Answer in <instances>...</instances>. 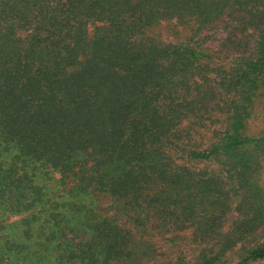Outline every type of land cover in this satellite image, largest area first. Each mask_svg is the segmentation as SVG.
Wrapping results in <instances>:
<instances>
[{
	"label": "trees",
	"instance_id": "trees-1",
	"mask_svg": "<svg viewBox=\"0 0 264 264\" xmlns=\"http://www.w3.org/2000/svg\"><path fill=\"white\" fill-rule=\"evenodd\" d=\"M163 21L189 36L162 41ZM217 48L241 52L213 88ZM263 94L264 0H0V264H142L186 228L193 264L264 260Z\"/></svg>",
	"mask_w": 264,
	"mask_h": 264
},
{
	"label": "rangeland",
	"instance_id": "rangeland-1",
	"mask_svg": "<svg viewBox=\"0 0 264 264\" xmlns=\"http://www.w3.org/2000/svg\"><path fill=\"white\" fill-rule=\"evenodd\" d=\"M91 28L89 29V31ZM154 34H156L162 41L168 43H178L181 42L189 36V31L186 27L176 24L174 21H163L158 25L152 28ZM92 32V31H91ZM90 32V33H91ZM221 36V35H220ZM223 36V34H222ZM219 37V36H218ZM246 40V41H244ZM250 40V37L244 34L243 40L241 39V44L244 46L245 42ZM244 43V44H243ZM244 48L242 47V50ZM215 52H210L209 54L212 56L213 61H217L216 67L220 66L221 69L216 71H208L207 68H200L197 72L198 75H201L202 81L206 83L209 87H216V82L220 81L218 74L222 73L225 78L231 76V69L233 61L232 59L236 58L241 51L233 52L231 48H217L213 50ZM212 61V60H211ZM210 66L212 62H207ZM215 63V62H213ZM202 69V70H201ZM196 73V72H195ZM215 73H218L215 76ZM197 76V75H196ZM201 80V79H200ZM219 96L217 95L214 98V102L218 100ZM210 104V101H209ZM223 100L218 101L217 108H213V110L208 111L211 116L208 118V122L206 126L202 127V125L196 126L194 129V137L196 138V146L204 147L208 144L210 139L213 137V132L219 128V121L222 118L220 114L223 106ZM216 122V123H214ZM264 132V94L256 99V104L254 107V111L252 114V118L248 124L247 133L249 134H261ZM212 165H210L211 167ZM59 178L58 172H53V178L45 179L44 182L49 188H56L59 194L65 195V191H63V187L57 182ZM42 182V179H40ZM260 184L264 188V169L260 175ZM72 184L67 183L66 188H69ZM95 204L96 206L104 210L105 213L114 212V205L111 199L106 196H95ZM151 241H154V249L156 257L150 261L142 264H164V263H173V264H193L195 263L197 252L200 250L202 245L194 240V236L190 229L186 228L183 230H176L173 233L168 234H154L148 237ZM243 250L238 246L225 252L224 259L229 264H235L242 257ZM11 264H21L22 262L15 258L10 261ZM168 264V263H167ZM249 264H264V260H257L254 262H250Z\"/></svg>",
	"mask_w": 264,
	"mask_h": 264
}]
</instances>
